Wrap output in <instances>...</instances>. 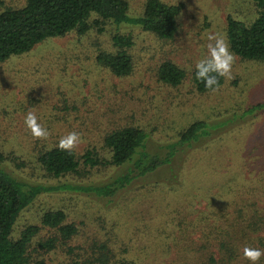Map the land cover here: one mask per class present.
<instances>
[{
	"label": "rangeland",
	"instance_id": "1",
	"mask_svg": "<svg viewBox=\"0 0 264 264\" xmlns=\"http://www.w3.org/2000/svg\"><path fill=\"white\" fill-rule=\"evenodd\" d=\"M126 1L129 15L139 16L146 0ZM161 1L182 5L177 33L165 42L140 28L121 27V33L134 39L130 50L134 68L126 77H115L95 63L99 51L112 50L110 24L101 34L91 31L47 39L0 62V152L19 164L9 160L2 168L28 184L94 185L125 173L126 165L81 166L79 175L46 176L36 162L38 154L57 147L60 138L71 132L79 134L73 147L78 155L94 150L108 158L103 147L106 134L137 126L148 133L146 151L166 157L177 133L193 121L218 126L178 161V157L172 160L179 167L177 184L165 181L166 177L158 182L141 179L109 199L70 191L40 194L19 214L13 238L26 226H40L47 210L61 209L67 222L80 226L68 246L33 253L44 264H75L92 254L97 258L99 250L93 245L104 240H108L110 264H204L207 255L187 252L181 233H188L198 217L204 219L201 226L207 224L206 215L227 201L245 193L256 199L264 189V107L243 114L264 102V63L233 54L230 74L218 90L207 94L194 91L189 77L174 88L157 81L155 73L165 59L191 72L207 54L208 35L221 34L226 40L227 15L252 22L257 16L255 1ZM23 3L0 0V11ZM29 112L47 130L46 137H35L26 127ZM52 234L41 228L35 241Z\"/></svg>",
	"mask_w": 264,
	"mask_h": 264
},
{
	"label": "trees",
	"instance_id": "2",
	"mask_svg": "<svg viewBox=\"0 0 264 264\" xmlns=\"http://www.w3.org/2000/svg\"><path fill=\"white\" fill-rule=\"evenodd\" d=\"M254 1L257 16L252 22L245 23L227 15L225 37L232 54L244 60L264 63V0ZM128 10L126 0H24L18 8L5 7L0 11V62L25 54L47 39L70 33L83 36L91 31L101 34L110 24L114 28L110 38L112 50L99 51L95 63L115 77H126L134 68L130 54L134 39L129 33H121L120 28L137 27L160 41L168 42L177 33V17L182 5L146 0L139 16H130ZM155 73L157 81L163 85L175 88L189 77L197 93L212 92L196 79L195 67L189 74L175 62L165 59L157 64ZM223 83L224 77H219L218 88ZM263 107L264 102L258 103L243 114H252ZM216 127L204 120L193 121L177 133L178 140L168 146L166 157L146 151L148 133L137 126L120 127L106 134L103 147L109 153L108 158L94 150L78 155L74 149L69 153L58 147L38 154V166L46 176L54 179L79 175L81 166L91 169L126 165L124 174L94 185L69 187L61 184L53 188L25 183L2 168L9 160L18 167L15 157L0 152V264H44L43 260L35 259L33 253L44 254L60 246H68L78 236L79 224L67 222L65 212L55 209L43 212L40 226H26L17 238L12 237L19 214L40 194L70 191L109 199L141 179L158 182L166 177L165 181L177 184L179 167L172 160L178 157V161L180 155H185L204 137H210ZM245 196L239 195L237 197L241 199L229 200L221 208H214L216 211L206 215L205 225H200L204 219L198 217L188 233H181L187 241L183 248L187 252L207 255L204 264H250L242 254L245 246L264 251V189L256 199L248 198L246 193ZM259 203H263V207L258 206ZM176 223L180 225L181 220ZM41 228L52 230L53 234L35 241ZM197 233L199 236H196ZM93 246L99 250L97 258L92 254L75 264H110L108 240L95 242ZM128 263L121 261L119 264ZM257 264H264V255Z\"/></svg>",
	"mask_w": 264,
	"mask_h": 264
},
{
	"label": "clouds",
	"instance_id": "3",
	"mask_svg": "<svg viewBox=\"0 0 264 264\" xmlns=\"http://www.w3.org/2000/svg\"><path fill=\"white\" fill-rule=\"evenodd\" d=\"M207 39L210 41L207 45V54L196 63L195 77L204 83L205 88L216 91L219 86V77L230 74L234 55L229 51V46L223 35L209 34ZM24 123L33 136L46 137L48 135L47 130L37 123V117L34 113L29 112ZM78 142L79 134L71 132L60 138L57 147L70 153ZM242 254L245 259L250 261V264H257L259 258L264 255V251L259 248L245 246Z\"/></svg>",
	"mask_w": 264,
	"mask_h": 264
}]
</instances>
